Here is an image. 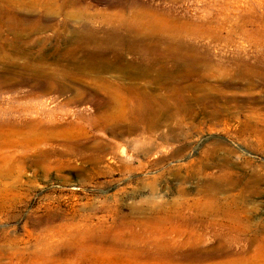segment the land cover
<instances>
[{
  "label": "rangeland",
  "instance_id": "obj_1",
  "mask_svg": "<svg viewBox=\"0 0 264 264\" xmlns=\"http://www.w3.org/2000/svg\"><path fill=\"white\" fill-rule=\"evenodd\" d=\"M11 1L5 5L43 31L14 37L0 30V264H264V183L255 194L203 169L222 156L250 179L245 163L264 165V139L246 146L235 136L236 128L264 131V0ZM81 27L103 40L99 51L72 40ZM111 33L136 44L137 53L107 44ZM168 42L180 46L186 63L167 52ZM85 51L111 71L72 72ZM70 52L74 65L62 61ZM194 63L197 72L186 79ZM28 64L40 81L52 77L66 92L29 95L20 86L33 75ZM127 89L154 117L142 122L115 104ZM88 93L108 105L96 110ZM10 129L18 133L1 135ZM240 207L251 212L225 213ZM226 221L237 222L247 241L204 236L203 224L211 232Z\"/></svg>",
  "mask_w": 264,
  "mask_h": 264
},
{
  "label": "bare ground",
  "instance_id": "obj_2",
  "mask_svg": "<svg viewBox=\"0 0 264 264\" xmlns=\"http://www.w3.org/2000/svg\"><path fill=\"white\" fill-rule=\"evenodd\" d=\"M7 0H0V30H5L6 32H9L10 34H12L14 37H18L19 36V33L21 32V30L22 31H24L25 29L26 30H31V31H38V32H41V31H43V30H41L40 28V26H39V24H38V21H35V20H29V18H25V17H23V15L21 16V15H19V13H17V12H15L14 10H12L11 9V7L9 6V7H7L6 5H5V2H6ZM11 0H9V2H10ZM13 1V0H12ZM11 1V2H12ZM14 1H17V0H14ZM39 1V0H38ZM8 2V3H9ZM21 2V1H20ZM34 2V1H33ZM37 2V1H36ZM35 2V3H36ZM49 2V1H48ZM52 2V1H51ZM54 2V1H53ZM24 3V2H23ZM40 3V2H39ZM43 3V2H42ZM55 3V2H54ZM57 3V2H56ZM31 4V3H30ZM34 4V3H33ZM47 4V3H46ZM50 4V3H49ZM52 4V3H51ZM50 4V5H51ZM23 5V4H22ZM28 5V4H27ZM37 5H39V4H37ZM41 5V4H40ZM50 5H48L49 7H50ZM55 5V4H54ZM46 6V5H45ZM26 7V6H25ZM18 8H19V6H18ZM17 8V9H18ZM22 8V7H21ZM24 8V7H23ZM28 8H29V5H28ZM36 8V7H35ZM34 8V9H35ZM42 8V7H41ZM51 8V7H50ZM20 9V8H19ZM39 9H40V7H39ZM43 9V8H42ZM53 9V8H52ZM24 10H25V8H24ZM49 11H51L50 9H48ZM19 11V10H18ZM30 11V10H29ZM37 11V10H36ZM46 11V10H45ZM20 12V11H19ZM34 12V11H33ZM40 12V11H39ZM54 13V12H53ZM75 13V12H74ZM136 13V12H135ZM29 14V13H28ZM34 14H38L37 12L36 13H34ZM45 14V13H44ZM56 14V13H55ZM67 14V13H66ZM138 14V13H137ZM133 15H134V12H133ZM55 16V15H54ZM101 16V15H100ZM109 16V15H108ZM117 16V15H116ZM132 16V15H131ZM136 16V15H135ZM139 16V15H138ZM44 17V16H43ZM96 17H97V15H96ZM102 17V16H101ZM104 17V16H103ZM114 17V16H113ZM142 16H140V18H141ZM148 17V16H147ZM32 18V17H31ZM66 18V17H65ZM67 18H69V17H67ZM95 18V17H94ZM116 18V17H115ZM115 18H114V20H115ZM131 18V17H130ZM138 18V17H137ZM43 19V18H42ZM45 19V18H44ZM99 19V18H98ZM132 19V18H131ZM151 19V18H150ZM104 20V19H103ZM107 20V22H108V20L109 19H106ZM105 20V21H106ZM110 20H112V19H110ZM109 20V21H110ZM124 20V19H123ZM140 20V19H139ZM152 21H153V19H151ZM44 21V20H43ZM47 21V20H46ZM116 21V20H115ZM42 22V21H41ZM114 22V21H113ZM45 23V22H44ZM48 23V22H47ZM127 23V22H126ZM152 23V22H151ZM46 24V23H45ZM76 24V23H75ZM109 24H111V23H109ZM114 24V23H113ZM147 24V23H146ZM77 25V24H76ZM124 26V25H123ZM143 26H144V24H143ZM151 26H154V25H152L151 24ZM155 26H156V24H155ZM126 27V26H125ZM148 26H146V28H147ZM144 28V27H143ZM153 28V27H152ZM148 29V28H147ZM155 29H156V27H155ZM124 30H125V28H124ZM134 30H136V29H134ZM133 30V32L135 33L136 31H134ZM145 30V29H144ZM148 31H149V29H148ZM127 32V31H126ZM132 32V33H133ZM169 33V32H168ZM1 34V33H0ZM110 34V33H109ZM139 34V33H138ZM163 34V33H162ZM112 35H114L113 37H114V39H109V38H111V36ZM95 36H97V34L96 33H94V32H90L86 27H81L80 28V30H76V31H72V40L73 41H76V42H79L81 45H83L84 47H87L88 45H93V48H96L95 50H97V51H99L100 50V47H101V45L103 44V40H98V39H96L95 38ZM185 36V35H184ZM3 37V36H2ZM136 37V36H135ZM186 37V36H185ZM105 39H107V40H109V41H107L106 40V43L107 44H109V43H111L113 40H115L116 42H118V43H120V45L121 46H125V51L127 52V54H135V53H137V47H136V44H129L126 40L124 41L121 37L119 38V36L117 35V34H115V33H111V35H107V37L105 38ZM1 40V39H0ZM9 42V41H8ZM169 43V42H168ZM68 45V44H67ZM66 45V46H67ZM2 46V45H1ZM9 47V46H8ZM15 49H16V47H15ZM19 48H17V50H18ZM180 46H170V43H169V46L167 47V52L169 53V54H175V55H177V56H179V59L181 60V61H183L184 63H186L187 62V60L185 59V58H183V57H181L180 55H178L179 53H180ZM16 52H18V51H16ZM16 52H15V54H16ZM26 51L24 50V53H25ZM19 53H21L20 51H19ZM19 53H17L18 55H19ZM83 53V58H84V60H85V62L83 63V64H78L77 66H75V68H73L72 69V72L74 71L76 74H81V75H84V72H85V70H88V66H91V68L93 69V72L94 73H96V75H102V74H106V73H108V72H110L111 71V69H109L107 66H105V65H101L100 67L99 66H97L96 64H95V62L97 61V60H101V59H99L98 57H96L97 55L96 54H94V52H89V51H85V52H82ZM25 56H27V54L25 55ZM24 56V57H25ZM60 56H61V54H60ZM28 58V57H27ZM64 58L65 59H67V60H64ZM64 58H62V61H66L67 63H70V64H72L73 63V61L75 60V56H74V54H73V52H70L69 54H67V57L66 56H64ZM41 59V58H40ZM57 59V58H56ZM227 63H229V62H227ZM12 64V63H11ZM73 65H74V63H73ZM99 65V64H98ZM216 67V66H215ZM234 67V66H233ZM218 68V67H217ZM235 68V67H234ZM26 70H29L30 72H32L33 73V75H32V77H31V79H29L28 81H25V82H21L20 83V86H24V87H29V89H30V93H29V95H31V96H33V93H31V92H35V91H51V90H54L56 93H59V94H63V93H65L66 92V90H64L62 87H60L58 84H56L55 83V79L54 78H52V77H50V78H48V80H41L40 81V78H41V76H40V72L38 71V70H36L35 68L34 69H31V67H29V64L26 66V68H25ZM201 69H203V68H201ZM223 69H225V68H223ZM222 69V70H223ZM23 70V69H22ZM177 70V69H176ZM184 70V69H183ZM185 77H186V79L188 78H191L196 72H197V68H196V65H195V63L194 64H192L191 66H190V69H185ZM6 72V71H5ZM181 72V71H180ZM211 72V71H210ZM214 72H217V71H215L214 70ZM163 73V74H162ZM179 73V72H178ZM208 73V72H207ZM229 73V72H228ZM247 73V72H246ZM245 73V74H246ZM248 73H249V71H248ZM9 74H12V72H10ZM175 74V73H174ZM173 74V75H174ZM177 74V73H176ZM220 74V73H219ZM244 74V75H245ZM252 74V73H251ZM256 74H257V72H256ZM124 75H125V77H127V78H134V76L135 75H131V76H129V75H127L125 72H124ZM159 75L160 76H162L163 77V75L165 76V74H164V72H159ZM172 74H170V76H171ZM172 75V76H173ZM210 75V74H209ZM250 75V74H249ZM157 76H158V74H157ZM169 76V77H170ZM202 76V75H201ZM211 76H212V74H211ZM210 76V77H211ZM224 76V75H223ZM9 77V76H8ZM20 77V76H19ZM121 77V76H120ZM176 77H178V76H176ZM194 77V76H193ZM203 77V76H202ZM221 77H222V75H221ZM220 77V78H221ZM228 77V76H227ZM244 77H246V76H244ZM252 77V76H251ZM94 78V77H93ZM121 78H123V77H121ZM154 78V77H153ZM165 78V77H164ZM167 78V77H166ZM201 78V77H200ZM203 78H205V77H203ZM209 78V77H208ZM212 78V77H211ZM218 78V77H217ZM223 78V77H222ZM225 78V77H224ZM229 78V77H228ZM257 78V77H256ZM63 79V78H62ZM95 79V78H94ZM100 79V78H99ZM137 79V78H136ZM219 79V78H218ZM244 79V78H243ZM247 79V78H246ZM91 80V79H90ZM101 80V79H100ZM114 80V79H113ZM116 80V79H115ZM197 80V79H196ZM201 80H202V78H201ZM207 80V79H206ZM211 80V79H210ZM235 80V79H234ZM233 80V81H234ZM248 80V79H247ZM60 81V80H59ZM81 81V80H80ZM102 81V80H101ZM133 81V80H132ZM138 81V80H137ZM209 81V80H208ZM214 81V80H213ZM232 80H230V82H231ZM42 82V83H41ZM62 82V81H61ZM73 82V81H72ZM81 82H83V81H81ZM80 82V83H81ZM186 82V81H185ZM219 82H221V81H219ZM226 82V81H225ZM77 83H79V82H77ZM177 83V82H176ZM193 83V82H192ZM212 83V82H211ZM250 83V82H249ZM3 84V83H2ZM98 84V83H97ZM153 84V83H152ZM161 85H162V83H160ZM166 84H168V82L166 83ZM180 84H182V83H180ZM180 84H178L179 86H180ZM184 84H186V83H184ZM184 84H182V85H184ZM189 84V83H188ZM200 85V84H199ZM204 85V84H203ZM249 85H251V84H249ZM1 86V85H0ZM58 86V87H57ZM168 86V85H167ZM186 86V85H185ZM102 87V86H101ZM172 87V86H171ZM223 87V86H222ZM248 87V86H247ZM97 88V87H96ZM248 88H250V86L248 87ZM101 89V88H100ZM216 89V88H215ZM218 89V88H217ZM103 90V89H102ZM105 90V89H104ZM183 90V89H182ZM181 90V91H182ZM188 90H190V89H188ZM194 90V89H193ZM245 90H246V88H245ZM76 91V90H75ZM96 92H99L98 90H95ZM106 91V90H105ZM169 91V90H168ZM187 91V90H186ZM199 91H202V90H199ZM248 91V90H247ZM195 92V91H194ZM252 92V91H251ZM106 93V92H105ZM173 93V92H172ZM168 94V93H167ZM185 94V93H184ZM216 94V93H215ZM143 95H144V93H143ZM174 95V94H173ZM36 96V95H35ZM79 96H80V94H79ZM92 96H95V97H93V99H92ZM110 96H112V95H110ZM75 97V96H74ZM86 97H87V99L89 98V102H92V100L93 101H95V109L96 110H99V109H102L103 107L105 108L107 105H108V101H105V100H103V98H96L97 96L95 95V94H92V93H88L87 95H86ZM105 97V96H104ZM107 97V96H106ZM176 97V96H175ZM187 97V96H186ZM27 98H29L28 96H27ZM26 98V99H27ZM77 98H79V97H77ZM108 98H111V97H108ZM114 99L116 98V97H113ZM113 98H112V100H113ZM72 100V99H71ZM108 100V99H107ZM111 100V101H112ZM69 101V100H68ZM114 101H116V105H118V106H122V107H127V110L129 111V113H130V115L131 116H134V117H137L138 119H141V121L142 122H145V121H147V120H150L151 119V117H154L153 116V114L150 112V111H148L145 107H144V105L139 101V99L137 98V96H136V94H135V91L134 90H131V89H127V90H124V95L123 96H117V98L114 100ZM64 102V101H63ZM89 102L88 101H85V102H83V104L84 105H88L89 104ZM110 102V101H109ZM113 102V101H112ZM152 102V101H151ZM189 102V101H188ZM235 102V101H234ZM66 103V102H65ZM70 103V102H69ZM111 103V102H110ZM256 103V102H255ZM112 104V103H111ZM202 104H203V102H202ZM206 104V103H205ZM249 104V103H248ZM63 105V104H62ZM110 106V105H109ZM111 106H113V105H111ZM219 106V105H218ZM59 107V106H58ZM125 107V108H126ZM191 107V106H190ZM103 108V109H104ZM124 108V109H125ZM206 108V107H205ZM208 108V107H207ZM108 109V108H107ZM193 109H194V106H193ZM181 110V109H180ZM201 110H202V108H201ZM222 110V109H221ZM119 111V110H118ZM183 112H185L187 115H189L190 113H191V111H190V108L189 107H187V108H183V110H182ZM224 111V110H223ZM106 112V111H105ZM120 112V111H119ZM125 112V111H124ZM123 112V113H124ZM203 112V111H202ZM109 113H110V111H109ZM108 113V114H109ZM225 113V112H224ZM250 113V112H249ZM75 114V113H74ZM107 114V113H106ZM223 114V113H222ZM254 114H255V112H254ZM102 115V114H101ZM100 115V116H101ZM111 115V114H110ZM113 115V114H112ZM118 115V114H117ZM119 115H120V113H119ZM227 115V114H226ZM99 116V117H100ZM103 116H104V114H103ZM107 116V115H106ZM208 116V115H207ZM224 116H225V114H224ZM102 117V116H101ZM111 117V116H110ZM110 117H108V118H110ZM188 117V116H187ZM234 117V116H233ZM86 118H87V116H86ZM112 118V117H111ZM99 119V118H98ZM264 119V118H263ZM100 120H103V119H100ZM106 120H108V119H106ZM105 119H104V121H106ZM211 120V119H210ZM109 121V120H108ZM161 121V120H160ZM188 121V120H187ZM235 121H236V119H235ZM247 121V120H246ZM254 121V120H253ZM252 121V122H253ZM256 121H257V119H256ZM98 122H99V120H98ZM107 122V121H106ZM100 123H101V121H100ZM187 123V122H186ZM249 123V122H248ZM38 125H41L40 123H37ZM37 124L35 123V124H32V125H36L37 126ZM250 124V123H249ZM254 124H255V122H254ZM259 124V123H258ZM253 125V124H252ZM256 125H257V123H256ZM9 127H12V123L10 124V125H8ZM29 126H31V124H26V127H28V129H31V128H29ZM35 126V127H36ZM227 126V125H226ZM255 126V125H254ZM260 126V125H259ZM200 127V126H199ZM166 128V127H165ZM28 129H27V131H28ZM94 129V128H93ZM184 129V128H183ZM62 130V129H61ZM69 130V129H68ZM133 130H134V125H133V123H131L130 125H129V128H128V131L130 132V133H132L133 132ZM235 130V129H234ZM64 131V130H63ZM62 131V132H63ZM66 131H67V129H66ZM225 131V130H224ZM20 132V131H19ZM23 132V131H22ZM31 132V130L29 131V132H27V133H30ZM42 132H44V131H42ZM54 132V131H53ZM61 132V133H62ZM73 132H74V130H73ZM16 133H18V132H16ZM16 133L12 130V129H10V130H7V131H2V133H1V135H4V137L6 136H14V135H16ZM36 133H38V132H36ZM55 133H57V131H55ZM60 133V134H61ZM63 133H65V132H63ZM70 133V132H69ZM71 133H72V131H71ZM70 133V134H71ZM181 133V132H180ZM187 133V132H186ZM22 134V133H21ZM24 134V133H23ZM27 135V134H26ZM25 135V136H26ZM65 135H66V133H65ZM183 135V134H182ZM18 136V135H17ZM20 136V135H19ZM18 136V137H19ZM25 136H23V137H25ZM28 136V135H27ZM26 136V137H27ZM39 136H41L40 134H39ZM57 136V135H56ZM55 136V137H56ZM59 136V135H58ZM235 136L237 137V138H242V141H243V143H244V145H246V146H248V145H250L251 143H254L255 145H258V144H260L261 142H262V140L264 139V131L263 132H261V131H256V130H247V129H238V128H236V133H235ZM1 137V136H0ZM3 137V136H2ZM35 137V136H34ZM65 137V136H64ZM63 137V138H64ZM68 137V136H67ZM76 137H77V135H76ZM113 137V136H112ZM80 138V137H79ZM0 139H2V138H0ZM8 139H10L9 137H8ZM20 139H22V137H20ZM23 139H26V138H23ZM28 139H30V138H28ZM38 139H42V137L41 138H39L38 137ZM47 139H49V138H47ZM47 139H45V140H47ZM62 139V138H61ZM66 139V138H65ZM67 140V139H66ZM35 141V140H34ZM172 141V140H171ZM19 142V141H18ZM28 142V141H27ZM30 142V141H29ZM31 142H32V140H31ZM30 142V143H31ZM36 142V141H35ZM38 142V141H37ZM34 144V143H33ZM96 144V143H95ZM98 144V143H97ZM97 144L95 145V146H97ZM94 145V144H93ZM42 146V145H41ZM31 147V146H30ZM34 147V146H33ZM52 146H50V148H51ZM62 149V148H61ZM66 149V148H65ZM67 149H69V148H67ZM151 150H153V149H151ZM239 152V151H238ZM240 153V152H239ZM226 154V153H225ZM224 154V155H225ZM139 155V154H138ZM137 155V156H138ZM145 155V154H144ZM222 155V154H221ZM228 155H231V156H233L234 157V159L235 160H237V161H235V162H241L242 160V157H241V155L239 154V155H237V152H235V151H233V150H231V151H228ZM227 155V156H228ZM130 156V155H129ZM142 156V155H141ZM219 156V155H218ZM217 156V157H218ZM227 156H225V157H227ZM18 158V157H17ZM19 158H21V156L19 157ZM109 158V157H108ZM230 158V157H229ZM23 159V158H22ZM219 159V158H218ZM16 160V159H15ZM25 160V159H24ZM95 160H96V158H95ZM139 160V159H138ZM210 160V159H209ZM215 160H216V158H215ZM220 160V159H219ZM218 160V161H219ZM21 161H23V160H21ZM149 161V160H148ZM211 161V160H210ZM212 161H214V160H212ZM217 161V160H216ZM230 161V160H229ZM228 160H226L224 157L222 158V156H221V160L218 162V163H216V164H214V165H212L211 167L210 166H204L203 164V169L204 170H208V169H211L212 167L213 168H215V170H217L218 172H222V173H224V175H225V177L226 178H228L230 181H231V183H232V185H240V186H243L244 188H248L250 191L252 190L253 191V193H255V194H260L259 193V190H260V184H262V183H264V165H254V164H252V163H245V165H247V166H249L250 168L248 169V171L249 172H251V174H252V176L250 177V179H246L245 178V175H240V176H237L236 175V173L238 172V171H240V169L238 168L239 166L237 165V163H233L232 162V164L229 162ZM247 161V160H246ZM246 161H244V162H246ZM83 162V161H82ZM108 163H109V161H108ZM191 162H189V164H190ZM206 163V162H205ZM209 163V162H208ZM215 163V162H214ZM1 164V163H0ZM188 164V165H189ZM200 164V163H199ZM239 164V163H238ZM64 165V164H63ZM57 166V165H56ZM238 166V167H237ZM254 166V167H253ZM51 167V166H50ZM180 167V166H179ZM251 167H253V168H251ZM143 168V167H142ZM48 169V168H47ZM100 169V168H99ZM113 169V168H112ZM245 169V168H244ZM143 170V169H142ZM236 170H238L237 172H236ZM7 172V171H6ZM108 172V171H107ZM4 173V172H3ZM2 173V174H3ZM247 173V172H246ZM175 176V175H174ZM187 176V175H186ZM203 176V175H202ZM198 177H200V176H198ZM223 178V177H222ZM199 179V178H198ZM208 180H210V179H208ZM206 181V180H205ZM226 181V180H225ZM201 182V181H200ZM207 182H209V181H207ZM221 182V181H220ZM219 182V183H220ZM155 183V182H154ZM198 183V182H197ZM211 183V182H210ZM221 184V183H220ZM223 184V183H222ZM201 185H202V183H201ZM197 188H199L198 186H196ZM203 187V186H202ZM224 187V186H223ZM223 187H222V189H223ZM236 187V186H235ZM234 187V188H235ZM219 188H220V186H219ZM224 190V189H223ZM234 190V189H233ZM185 191V190H184ZM187 191V190H186ZM227 191V190H226ZM225 191V192H226ZM230 191V190H229ZM235 191V190H234ZM261 191V190H260ZM249 192V191H248ZM140 193V192H139ZM262 193V192H261ZM212 195H214L213 193H212ZM222 195V194H221ZM240 195H242V193H240ZM244 195V194H243ZM262 195V194H261ZM154 196H155V194H154ZM238 196V195H237ZM247 196V195H246ZM255 196V195H254ZM158 197V196H157ZM222 197V196H221ZM251 197V196H250ZM258 197H259V195H258ZM247 198V197H246ZM210 199V198H209ZM250 199V198H249ZM240 200V199H239ZM251 200V199H250ZM249 201V200H248ZM252 203V202H251ZM238 204V203H237ZM255 204V203H254ZM257 204V203H256ZM219 206V205H218ZM249 206V205H248ZM251 206V205H250ZM220 208V207H219ZM222 208V207H221ZM220 208V209H221ZM229 209V208H228ZM227 209V210H228ZM225 211V213L227 212L228 214H233V215H236V214H241L242 216H247V213H249V212H251V211H248L247 209H243L242 207H240V209L239 208H235V209H230V211ZM257 211V210H256ZM253 212V211H252ZM205 213H207V211H205ZM251 214V213H250ZM227 215V214H226ZM225 216V215H224ZM251 216V215H250ZM238 217V216H237ZM241 219H243L242 217H240ZM251 218V217H250ZM261 218V217H260ZM238 219V218H237ZM240 219V220H241ZM259 219V218H258ZM253 220V219H252ZM251 220V221H252ZM204 221V220H203ZM202 221V222H203ZM263 221V220H262ZM261 221V222H262ZM237 222H239V220L237 221ZM237 222H235V224L237 223ZM245 222V221H244ZM247 222H248V220H247ZM250 222V221H249ZM255 222V221H254ZM138 223V222H137ZM217 223V222H216ZM135 224V223H134ZM207 224V223H206ZM211 223H209V225H210ZM235 224H233V223H231V222H229V221H226V222H224L223 223V225H215L214 224V226L212 227V229H211V232H210V230L209 229H207V227H205V225L203 224V226H202V231H203V234H204V236L206 237L207 236V234H209V235H211L212 237H211V239L212 240H218L219 239V237L220 236H224L223 238L224 239H226V240H228V241H231V242H246L247 241V239H246V237H245V235H242V231H244L241 227L240 228H236L237 227V225H235ZM240 224V223H239ZM255 224V223H254ZM259 225H260V222H259ZM136 226V225H135ZM210 227H211V225H210ZM254 227H255V225H254ZM259 227V226H258ZM264 228V227H263ZM262 228V229H263ZM129 229V228H128ZM212 233V234H211ZM104 237V236H103ZM133 237V236H132ZM243 237L246 239V240H244L243 239ZM207 238V237H206ZM210 238V237H209ZM102 239V238H101ZM122 239V238H121ZM123 240V239H122ZM124 241H125V239H124ZM128 241V240H127ZM121 243V242H120ZM198 243V242H197ZM196 243V244H197ZM261 243H262V241H261ZM137 244V243H136ZM199 244V243H198ZM262 245H263V243H262ZM256 246V245H255ZM159 248V247H158ZM255 249V248H254ZM263 249V248H262ZM158 253V252H157ZM252 253H254V252H252ZM264 253V252H263ZM147 254H149V253H147ZM249 254V253H248ZM256 253H254V255H255ZM258 254V253H257ZM260 254H262V253H260ZM124 255V254H123ZM251 255V254H250ZM263 255V254H262ZM248 256V255H247ZM257 255H255V257H256ZM264 256V255H263ZM250 257H252V256H250ZM255 257L253 256V258H254V260L255 261H258V260H256L255 259ZM257 259H258V257H256ZM247 259H248V257H247ZM196 261H198V260H196ZM196 261H195V263H196ZM243 261V260H242ZM250 261H252V263H253V260H251L250 259ZM230 262V261H229ZM239 262V261H238ZM245 262V261H244ZM247 262V261H246ZM261 261H259V263H260ZM252 263H250V264H252ZM257 263V262H256ZM220 264V263H219ZM232 264V263H231ZM236 264V263H235ZM246 264V263H245ZM263 264V263H262Z\"/></svg>",
  "mask_w": 264,
  "mask_h": 264
}]
</instances>
